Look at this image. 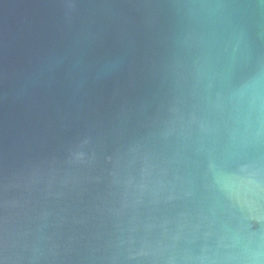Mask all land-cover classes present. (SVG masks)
<instances>
[{"label":"water","instance_id":"1","mask_svg":"<svg viewBox=\"0 0 264 264\" xmlns=\"http://www.w3.org/2000/svg\"><path fill=\"white\" fill-rule=\"evenodd\" d=\"M0 264H264V0H0Z\"/></svg>","mask_w":264,"mask_h":264}]
</instances>
